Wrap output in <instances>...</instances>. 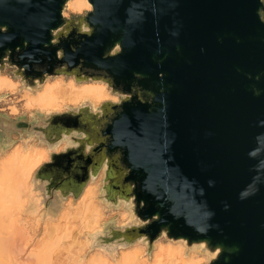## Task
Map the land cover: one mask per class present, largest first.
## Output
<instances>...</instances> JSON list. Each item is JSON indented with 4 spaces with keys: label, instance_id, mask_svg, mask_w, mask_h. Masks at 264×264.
<instances>
[{
    "label": "water",
    "instance_id": "95a60500",
    "mask_svg": "<svg viewBox=\"0 0 264 264\" xmlns=\"http://www.w3.org/2000/svg\"><path fill=\"white\" fill-rule=\"evenodd\" d=\"M172 2L94 0L96 11L89 17L93 35L77 36L73 31L59 45L47 48V29L62 22L63 0L13 3L0 14V23L8 25L14 38L7 42L0 36V44L13 50L14 62L29 63V76H40L39 67L51 72L62 63L55 58L57 47L71 53L75 46L77 52L66 57L73 59L74 67L95 69L94 60H101L99 66L123 91H130L133 84L131 101L116 110L111 123L105 121L104 131L110 137L109 154L120 152L122 163L131 168L125 179L136 184L137 203L144 202L139 215L158 216L147 229L149 234L155 236L167 226L173 237L220 245L223 252L217 264H264V183L256 195L238 198L257 163L247 154L256 147L255 137L264 133V127L257 126L264 119V24L256 17L259 0H181L175 7ZM174 21L182 26L178 38L169 34ZM115 42L123 51L105 58L103 53ZM16 46L28 52L38 49L34 56L40 65L17 60ZM133 73L144 78L136 79ZM247 73L259 74L260 80L248 79ZM134 82L155 98L142 102L146 97ZM253 85L261 90L260 96L252 95ZM61 122L73 127L78 123L73 118ZM114 139L120 144L113 145ZM169 139L172 143L164 150L161 146ZM64 161L70 163L67 156L57 157L55 166ZM145 184L162 193L161 198L144 189ZM173 205L179 217L169 213ZM205 206L214 212L208 222L219 225L206 236L187 223H202Z\"/></svg>",
    "mask_w": 264,
    "mask_h": 264
},
{
    "label": "clouds",
    "instance_id": "9594fccd",
    "mask_svg": "<svg viewBox=\"0 0 264 264\" xmlns=\"http://www.w3.org/2000/svg\"><path fill=\"white\" fill-rule=\"evenodd\" d=\"M30 2L0 0V14L13 3ZM180 2L171 4L175 7ZM258 4L256 17L264 24V0ZM95 11L94 0H63L59 10L62 22L47 29L50 39L44 47L59 45L73 31L77 36H92L89 17ZM173 24L169 34L178 38L182 26L177 21ZM0 36L7 42L14 38L4 23H0ZM23 46L27 49L28 40ZM0 49V264H217L223 249L208 239L190 242L183 236L173 237L167 226L155 236L149 234L147 229L158 216L139 215L144 202L137 203L136 184L125 179L131 168L122 163L120 152H108L110 137L104 129L116 110L131 101L133 84L130 91H123L99 66L101 60H94L95 69L74 67L73 59L66 57L77 52L75 46L71 53L57 47L55 58L62 63L51 72L46 66L39 67L40 76L27 75L29 63L14 62L12 49L2 44ZM36 51L16 46V59L40 65ZM122 51V44L115 42L103 56L116 57ZM133 75L144 78L141 73ZM158 76L162 78L163 73ZM246 76L260 80L259 74ZM135 85L146 97L142 102L155 98L150 90ZM251 92L261 95L254 85ZM64 118L76 119L77 126H66L61 122ZM257 126L264 127V119L258 120ZM255 141L256 147L247 155L257 163L251 169L250 182L238 194L241 200L256 195L264 183V133ZM111 143L119 145L120 141ZM171 143L169 139L161 148L167 150ZM61 156H67L70 163L64 161L57 167L55 160ZM208 184L211 187L215 182L209 180ZM185 186L191 184L185 182ZM143 187L158 200L163 195L148 184ZM228 208L225 203L224 210ZM168 211L180 215L176 205ZM213 216L205 206L202 223H187L206 236L219 229L218 224L208 222Z\"/></svg>",
    "mask_w": 264,
    "mask_h": 264
}]
</instances>
